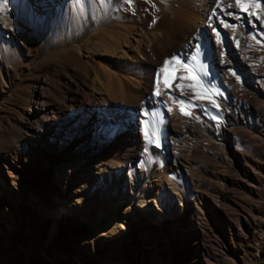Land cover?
<instances>
[{"label": "rangeland", "instance_id": "1", "mask_svg": "<svg viewBox=\"0 0 264 264\" xmlns=\"http://www.w3.org/2000/svg\"><path fill=\"white\" fill-rule=\"evenodd\" d=\"M155 2L158 9H168L173 16L168 27L174 36L171 47L186 50L183 57L167 54L164 61L177 57L182 63H190L215 103L197 99L187 87L182 94L175 82L172 88H166L165 74L160 72L164 63H156V73L163 75L161 94H155L157 81L149 84L147 94L152 106H141L148 129L140 130L135 121V131L122 124L117 131L114 122L118 121L105 113L104 118L111 120L109 128L98 127L99 136L91 138L79 130L77 100L81 87L71 74L79 77L96 73L103 86L110 83L111 87H104L110 98L119 97V84H126L135 100L129 67H119L104 43L116 39L122 46L123 40L129 41L137 32L149 40L161 34L162 27L148 26L138 12L129 11L132 4L128 0L120 2L121 12L116 17L102 22L100 4L95 1L77 4L63 17L48 18H37V6L23 0L15 1L11 13L7 1L6 11L0 13V264H28L32 260H37L35 264H73L71 260L98 264L84 259L92 253L109 254L108 264H264V12L254 7L249 13L227 7L233 0L219 4L222 10L217 4L218 11L239 10L251 16L253 23L242 24L232 14L226 12V17H220L211 11L213 23L207 22V26L218 25L225 38L211 30L206 45L199 47L204 55L200 57L199 53V61L190 56L196 54L198 46L193 48L185 37H179L197 8L196 2ZM251 12H257L260 18ZM91 16L97 26L86 32L84 25ZM242 25H248L246 30ZM240 39L245 47L233 45ZM230 52L263 80L259 95L247 86L240 64L234 72L218 67L219 62L229 60ZM206 53L211 54L209 60ZM144 61L149 63V58ZM171 67L178 69L177 76L188 75L182 64L172 61ZM181 81L184 85L194 83ZM125 102L123 107L132 106ZM182 108L190 114L185 115ZM145 131L152 143L146 140ZM221 131L227 135L226 141L218 136ZM166 142L171 144L167 150ZM76 154L92 162L93 172H82L75 164L76 169L66 177L71 184L65 195L50 175L61 161L72 160ZM100 165L113 175L110 167H121L125 175L130 168L129 181L137 185V194L145 193L153 183L159 204L164 207L185 203L187 212L181 230L186 234L179 236L170 263L165 257L169 239L162 232L150 231L145 242L149 245L140 248L145 254L138 259L126 255L110 238L111 232L119 231L121 223L117 220L126 204L123 202L117 220L106 229L109 210L103 208L104 173L101 181L97 180L100 170L96 167ZM43 176L45 186L39 183ZM75 202L80 215L71 210ZM59 204L67 207L66 221H73L66 222L69 227L63 226L50 240L48 220ZM98 229L100 234H96ZM128 231L132 236L130 250L134 252L143 231Z\"/></svg>", "mask_w": 264, "mask_h": 264}, {"label": "bare ground", "instance_id": "2", "mask_svg": "<svg viewBox=\"0 0 264 264\" xmlns=\"http://www.w3.org/2000/svg\"><path fill=\"white\" fill-rule=\"evenodd\" d=\"M7 1H10L11 4H8L7 7L11 9V6L15 5L16 0ZM93 1L100 4L102 22L105 19L107 20V18L116 17L118 13L121 12L118 8V5L120 4V2H125L127 0H23V3L29 5L31 4L33 7L37 6L36 11L34 10L37 18H48L50 16L63 17L68 12V10L70 8L72 9L75 5L81 4L82 2L91 4V2ZM194 1L196 2L195 4H197V8L194 10L186 30H184L181 35L179 34V37H185L191 45L193 44V48L196 45L200 48H203V45H206L209 40L211 30L212 32L215 31L216 33H218L220 36H222V38H225V32L218 25L214 24V27L211 28L207 26V22H212V16L210 13L211 11H216L218 16L220 17H226V12L228 14L231 13L232 16H235L236 18L240 19L242 24L247 23V21L253 23L251 16L239 12L238 9V11L224 9L223 12H220L218 11L217 7H215L217 4H226L232 0H224L223 3H221L220 0ZM154 2L155 0H131V2L129 3L132 4V8L130 7L128 8V10L132 11V13L138 12L140 15V19L146 21L148 26L154 27L155 25L159 24L162 27L163 31L161 34L153 36L149 40H146L142 38L143 35H140V33L137 32V34L132 37V39H130L129 41L128 39L123 40L122 46H119V43L116 39H113L111 42L104 43V46L109 51L113 52L115 57L114 62L119 67H129V78H131V76L134 77L133 83L135 84L136 88L134 89V95H136V98H134L135 100H133V91L129 90V87L126 86V84H119V91H117L119 92V97H117L116 95L113 98H110L104 90V87L106 85L111 87L110 83L106 82V85L103 86L104 84H101L99 80V75H97L96 73H92L91 75H88V73H84V75H80L79 77L74 75V73L71 74V76L77 78V83L79 84L78 86L81 87V97L77 100V113L81 116V119L79 120L78 124L79 130L83 135L90 136L91 138L99 136V132L96 131L97 128L101 126L109 128L110 122L113 119H116L118 121H112L114 122L115 129L117 131L118 127L121 124L124 127L130 126L131 130L135 131L137 129L136 124L134 123L135 121H137L140 130L148 129V119L146 117L145 111L142 110L143 108L141 109V106L147 109L152 106V100L149 94H147V91L149 87L148 85H154V83H156L157 81V71H155L153 65L158 63L162 66L164 63L165 56H167V54L173 53L178 55L179 57H183L186 51H184V48L176 49L171 47V41L174 40V36L172 35L173 32H168V27L174 20L173 16L168 11V9H158L155 4L156 2ZM260 2L261 4H264V0H260ZM153 4H155V6H153ZM136 6L137 8H135ZM219 9L222 10L220 7ZM10 12L13 13L12 9L10 10ZM96 21V18L92 16L90 17L89 22H86L87 24L84 25V29L86 30V32L90 31L91 29H94V27L97 26ZM242 26L243 29L246 30L248 25ZM169 34L171 35L169 36ZM236 44L240 47H242L243 45V47H245V41L243 39L233 42V45ZM199 53L200 57H204V55L201 56L202 51H199ZM190 56L193 55L190 54ZM205 57L209 60L211 58V54L206 53ZM146 58H149V63L144 61V59ZM238 58L239 57L236 53L230 52L229 60L225 63L219 62L218 67L224 71L225 69H231V71L234 72L240 64L241 71L245 76V80L247 82V86L252 92L256 93V95H259V93L261 92L260 82L263 80L259 78L257 74L248 71L246 66L243 65V63ZM143 70H146L147 73L144 77H140V74H143ZM107 75L108 77H112V73L110 72H108ZM160 79H163L162 74H160ZM175 84L184 85V82H182L181 80H177L175 81ZM147 95L148 97H146ZM123 101H126V104L131 103L132 106L127 108L123 107ZM263 109L264 108L262 107L261 110ZM105 113H109L111 115V120L104 118L103 114ZM126 118H129V120L127 121ZM141 132L142 131H140V135ZM218 136L222 138V140H227V135L222 131L220 132V134H218ZM140 139L141 142H143L141 137ZM91 144H93L92 141ZM170 146L171 144L169 142H166L164 144V149L167 150ZM75 164L81 169L82 172L84 170H88L90 172L93 170V168L91 167L92 162L88 161L86 157H79L76 154L73 156L72 160L61 161V164L58 165L54 172L50 175L53 181L55 182L54 184H56L60 188H63V192L65 193V195L69 194L68 189L71 184L69 179H67L66 177L67 174L70 173L73 168L76 169V167H74ZM96 168L100 170L98 174L99 176L97 178L98 181H101L103 173L106 176H104L106 198L105 203L103 205V208L109 210L106 229H108V227L117 220L119 215L118 212H120V208L123 202H125L126 204V207L121 211L120 214L122 217L118 218L119 220H117L121 223L119 226V231L118 233H116V231L113 230L114 232H111L109 234L110 238L114 241L115 244L121 245L122 251L126 255H134L135 259H138V255L140 257H143V254H145L142 252V250H140V248H142L144 245H149L145 242L149 236L150 231L154 229L159 233L162 232L165 237L169 239V246L166 249L165 257L170 263L173 258L172 251L176 246L179 245V236H185L186 234L185 230H181L184 224L183 219L187 212L185 203H181L178 205L172 204L168 207L160 205L158 201L159 197H157V187L153 183H150L145 193L137 194L135 192L137 189V185L133 186L134 184H132V182L130 183L129 181V175L131 173L130 168H128L126 175L123 174L122 170H120L121 167L118 168L117 166L113 168L110 167V169L114 170V175L112 174L113 172H111V170L106 169L103 165L97 166ZM42 178L43 180H41V182L39 183L41 184V186H45L46 182L44 181V179L46 178V176H43ZM111 179H113L112 186L110 183ZM116 188L120 189V191L117 192ZM53 190H56V192H58L55 186L53 187ZM67 200L68 197L65 196L64 201ZM73 206L74 207H72L71 210L78 211L76 215H80L81 213L79 204L75 202ZM66 208L67 207H65V204H59L53 216L51 217V220H48L51 231L50 240L54 239L59 233V231L63 230V226L69 227L67 223L73 221V218L68 219V221H66ZM103 216L105 217V215ZM128 228H134V232H137V229L143 231L142 238L137 240L138 248L134 250V252H131L130 250L131 245L128 241H130L132 236L128 231ZM100 233L101 231L98 229L96 231V234ZM154 248H156V246H152L151 249ZM139 250L141 253L139 252ZM84 259H87V261L93 263L108 264L109 254L92 253L88 256H85ZM36 261L37 260H32L28 264H35ZM75 261L76 260H71V263L78 264L77 261Z\"/></svg>", "mask_w": 264, "mask_h": 264}, {"label": "snow or ice", "instance_id": "3", "mask_svg": "<svg viewBox=\"0 0 264 264\" xmlns=\"http://www.w3.org/2000/svg\"><path fill=\"white\" fill-rule=\"evenodd\" d=\"M129 2H131V0H129ZM220 2L223 3L224 0H220ZM6 5H7V0H0V13H4L6 11ZM217 6L219 7V4ZM227 7L229 8L239 7L241 11L246 12V13H249L250 9L254 7L259 12H264V4H261L260 0H233L232 3L227 4ZM250 14L257 15V18H260L257 12H251ZM228 26L229 25H225V27H228ZM231 27H236V26H231ZM199 51L200 49L198 47L197 55H193L192 60H197ZM172 61H175L177 64H182V67L188 70V75L187 76H177L178 69L171 67ZM160 72L165 74L164 84L166 88H169V89L172 88L173 83L177 80H192L194 82L192 84H188V85L176 84V87L181 89L182 94H186L183 92V89L187 87L188 89L192 90L195 93L197 99H201V100L208 99L210 100V102L215 103V101L211 99V94L209 92L208 86L205 85L201 76L195 73L190 63H182V61L179 58L172 57L171 60L164 61V65L160 69ZM205 75H207V73H205ZM159 83H160V77L158 73L157 74V91L155 93L156 95L161 94ZM181 103H183V101H181ZM181 111L185 115L190 114V113L185 112L183 108L181 109ZM145 138L146 140H148L149 143L153 142L151 138L149 137L147 131H145ZM156 143H157V146H159V142L157 141Z\"/></svg>", "mask_w": 264, "mask_h": 264}]
</instances>
